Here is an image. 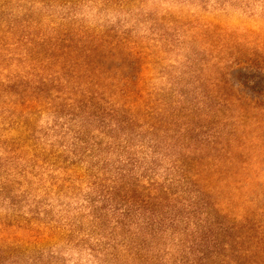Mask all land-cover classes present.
Listing matches in <instances>:
<instances>
[{
	"label": "rangeland",
	"instance_id": "obj_1",
	"mask_svg": "<svg viewBox=\"0 0 264 264\" xmlns=\"http://www.w3.org/2000/svg\"><path fill=\"white\" fill-rule=\"evenodd\" d=\"M250 98L264 0H0V264H250Z\"/></svg>",
	"mask_w": 264,
	"mask_h": 264
},
{
	"label": "trees",
	"instance_id": "obj_2",
	"mask_svg": "<svg viewBox=\"0 0 264 264\" xmlns=\"http://www.w3.org/2000/svg\"><path fill=\"white\" fill-rule=\"evenodd\" d=\"M237 101H239V99H236ZM258 101H254V99L250 98L249 99V109H250V120L252 121V123H255L256 128H258V132H257V136L260 137V142L257 144L256 148H257V155L260 157L264 156V134H262V131L264 130V105L263 106H257ZM261 113H260V111ZM259 113V114H257ZM258 126V127H257ZM241 146L238 143H235L232 145V147H230L227 151H228V160L232 163V164H238V156L240 155L239 153H241ZM242 167V166H241ZM263 237H260L259 239L257 238L253 243L255 245V253L254 255H252V257H254L255 259H253L251 261L250 264H262L260 261V258H256L259 255V252L262 253L264 250H260L259 246L261 245V243H263L264 241L262 240ZM264 245V244H263ZM262 249V248H261Z\"/></svg>",
	"mask_w": 264,
	"mask_h": 264
}]
</instances>
